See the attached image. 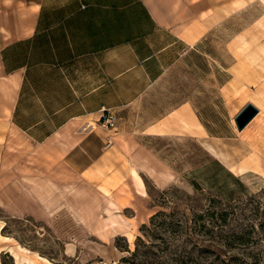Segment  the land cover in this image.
Instances as JSON below:
<instances>
[{"label":"rangeland","instance_id":"374dc122","mask_svg":"<svg viewBox=\"0 0 264 264\" xmlns=\"http://www.w3.org/2000/svg\"><path fill=\"white\" fill-rule=\"evenodd\" d=\"M154 99L163 112L189 103L200 125L181 119L174 135L136 137L141 166L118 168L119 178H81L60 143L19 140L6 152L0 218L19 264H125L139 237L141 264H264V157L251 148L264 128V0H233ZM248 105L259 113L240 132ZM46 207L51 225L5 213ZM0 261L15 263L8 253Z\"/></svg>","mask_w":264,"mask_h":264},{"label":"crops","instance_id":"0c3cea01","mask_svg":"<svg viewBox=\"0 0 264 264\" xmlns=\"http://www.w3.org/2000/svg\"><path fill=\"white\" fill-rule=\"evenodd\" d=\"M232 10L233 0H0V168L19 140L62 144L81 178H119L118 168L140 167L136 137L174 135L181 119L200 125L189 103L163 112L154 95ZM103 110L119 118L116 129L103 126ZM46 208L5 213L51 225L55 209ZM6 225L0 218V255L19 264Z\"/></svg>","mask_w":264,"mask_h":264},{"label":"water","instance_id":"95a60500","mask_svg":"<svg viewBox=\"0 0 264 264\" xmlns=\"http://www.w3.org/2000/svg\"><path fill=\"white\" fill-rule=\"evenodd\" d=\"M258 113L259 111L253 105H248L235 119L238 130L242 132Z\"/></svg>","mask_w":264,"mask_h":264},{"label":"trees","instance_id":"16d2710c","mask_svg":"<svg viewBox=\"0 0 264 264\" xmlns=\"http://www.w3.org/2000/svg\"><path fill=\"white\" fill-rule=\"evenodd\" d=\"M162 215H165L163 213H160V214H157L155 215L152 220H151V223L153 224L155 219L159 218L160 216ZM167 216V215H166ZM142 229H147V226L144 224ZM6 231V228L4 230V232ZM141 246H144V247H148L142 240V238H138V241H137V245H136V249L134 252H131V250L128 248L126 250H124L123 252H127L130 256L129 257H125L123 258L122 260V263H125V264H141V262H139L137 260V257L139 256L140 252H142L141 250Z\"/></svg>","mask_w":264,"mask_h":264},{"label":"bare ground","instance_id":"6f19581e","mask_svg":"<svg viewBox=\"0 0 264 264\" xmlns=\"http://www.w3.org/2000/svg\"><path fill=\"white\" fill-rule=\"evenodd\" d=\"M264 102V100H262ZM251 148L254 151L255 155L264 157V128L259 135H255L251 140ZM246 167H241L240 171H244ZM2 228V227H0ZM16 259L18 258L15 256Z\"/></svg>","mask_w":264,"mask_h":264},{"label":"built area","instance_id":"2783aa9c","mask_svg":"<svg viewBox=\"0 0 264 264\" xmlns=\"http://www.w3.org/2000/svg\"><path fill=\"white\" fill-rule=\"evenodd\" d=\"M119 118L111 110H103L101 122L108 129H116Z\"/></svg>","mask_w":264,"mask_h":264}]
</instances>
